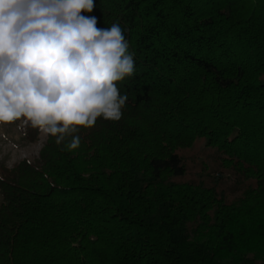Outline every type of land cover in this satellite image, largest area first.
I'll use <instances>...</instances> for the list:
<instances>
[{
	"label": "trees",
	"instance_id": "obj_1",
	"mask_svg": "<svg viewBox=\"0 0 264 264\" xmlns=\"http://www.w3.org/2000/svg\"><path fill=\"white\" fill-rule=\"evenodd\" d=\"M88 15L135 52L127 107L0 175V264L264 260V0H94ZM200 139L234 201L173 181Z\"/></svg>",
	"mask_w": 264,
	"mask_h": 264
},
{
	"label": "clouds",
	"instance_id": "obj_2",
	"mask_svg": "<svg viewBox=\"0 0 264 264\" xmlns=\"http://www.w3.org/2000/svg\"><path fill=\"white\" fill-rule=\"evenodd\" d=\"M93 10L94 0H0V124L23 118L72 151L98 118H123L135 52Z\"/></svg>",
	"mask_w": 264,
	"mask_h": 264
},
{
	"label": "rangeland",
	"instance_id": "obj_3",
	"mask_svg": "<svg viewBox=\"0 0 264 264\" xmlns=\"http://www.w3.org/2000/svg\"><path fill=\"white\" fill-rule=\"evenodd\" d=\"M50 137L49 133L23 118L10 124H0V175L12 171L23 162L37 164ZM177 154L182 160L185 174L182 178L173 179L174 182L193 181L209 187L216 185L215 189L218 193H224L228 202L241 195V186L236 185L234 178L228 173H222L219 181L213 184V178L221 170L218 169L219 162L215 153L205 147L203 140H197L190 148L177 150ZM255 264H264V260L259 259Z\"/></svg>",
	"mask_w": 264,
	"mask_h": 264
}]
</instances>
